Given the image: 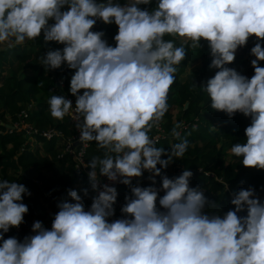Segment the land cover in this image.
<instances>
[{
  "label": "clouds",
  "instance_id": "9594fccd",
  "mask_svg": "<svg viewBox=\"0 0 264 264\" xmlns=\"http://www.w3.org/2000/svg\"><path fill=\"white\" fill-rule=\"evenodd\" d=\"M152 2L0 0V43L21 45L42 36L45 44L63 45L49 49L40 63L48 70L62 65L74 70L69 91L75 107L64 95H52L50 116L62 120L74 111L79 142H95L104 152L85 166L94 193L90 208L85 210L76 190H68L51 228L35 221L23 240L4 236L24 222L28 207L22 201L31 193L23 184L0 179V264H264V201L255 190L235 192L233 208L223 216L206 213L216 204L199 186H189L191 171L162 175L188 149L177 130L182 122L172 128L180 142L170 152L149 136L168 112L186 46L200 48L203 41L209 68L216 71L198 88L212 111L250 119L245 142L230 153L242 158L244 168L264 170V0H155L151 10L139 7ZM98 21L116 26L115 46L103 31H92ZM250 37L256 42L248 78L228 65ZM144 172L150 173L151 186H133V178ZM101 177L131 193L121 218L111 222L118 193ZM81 191L88 196L87 188Z\"/></svg>",
  "mask_w": 264,
  "mask_h": 264
},
{
  "label": "trees",
  "instance_id": "16d2710c",
  "mask_svg": "<svg viewBox=\"0 0 264 264\" xmlns=\"http://www.w3.org/2000/svg\"><path fill=\"white\" fill-rule=\"evenodd\" d=\"M119 2L124 3L125 0ZM139 7L151 10L155 7V0L151 5ZM92 31H103L105 33L103 38L109 45L115 46L113 41L117 32L115 25L106 26L98 21ZM165 39L172 37L166 36ZM255 42V38L250 37L247 45L237 50L235 61L228 67L251 78L253 69L250 61L254 57L249 53ZM176 44L179 46L180 41L177 40ZM62 48L63 45L53 42L45 44L41 36L21 45L14 42L10 45L7 42L5 48L0 50V179L23 184L31 193L30 196H24L22 201L28 207L24 222L19 228L10 229L5 234V239L14 236L18 240H23L25 236L32 234L31 226L35 221L43 222L44 227L50 229L52 219L58 211L57 204L61 200L69 199L67 192L76 190V185L80 187L76 191L81 195L85 210L91 206L94 193L91 191L88 177L86 174H76L74 163L69 155L63 154V146L59 140L56 137L45 139L40 135H33L35 144L39 146L34 150L27 143L29 136L26 129H22L23 126H31L40 133L48 130L60 132L63 137L74 133L73 125L68 118L64 117L62 120L52 118L48 106V100L52 95L75 98L69 91L74 70L68 69L66 65L48 70L40 63L41 56L49 49ZM186 48L187 55L179 65L175 83L168 94V112L163 117L167 137L157 143L156 147L170 152L172 145L180 142L171 135L172 128L182 121L186 122L187 128L180 131L181 139L186 138L189 146L182 158H173L170 161L171 164L162 171V175L168 174L176 167L191 171L193 175L189 186H199L208 200L216 204L215 208L208 206L204 211L223 216L232 210L230 201L233 194L240 189L251 187L264 201V170L244 168L240 164L242 158L230 154V148L234 144L245 142L244 129L250 124V119L239 113L229 119L222 112L212 111L208 96L198 88L214 76L216 71L209 68L211 58L207 44L202 41L200 48L192 49L188 46ZM197 62H200L198 68L189 73L186 79L181 80L187 67ZM14 65L15 69H11ZM260 66H264V62H261ZM194 84L197 87H194ZM185 104H188L186 108ZM174 109H179V112L174 114ZM22 112L27 118H23ZM21 120L24 124L20 126L21 131L18 132L14 127ZM6 125L13 128H6ZM88 143L87 164L93 157L102 158L104 155L103 150H98L95 142ZM230 155L232 159L227 161ZM161 159H167V156H162ZM159 180L160 178L156 177V181ZM85 188L89 190L87 197L81 191ZM123 189L122 187L118 190V198L124 199L129 193L126 190L124 192L126 194H123ZM159 195L162 196L160 193ZM157 206L159 207L158 202ZM120 209L115 208L117 213L112 218H121ZM238 215H246V212Z\"/></svg>",
  "mask_w": 264,
  "mask_h": 264
},
{
  "label": "built area",
  "instance_id": "2783aa9c",
  "mask_svg": "<svg viewBox=\"0 0 264 264\" xmlns=\"http://www.w3.org/2000/svg\"><path fill=\"white\" fill-rule=\"evenodd\" d=\"M57 79L59 80V78H57ZM66 99H69L72 101V106L74 108L75 107V98L66 97ZM22 114H23L24 119L27 118V115L24 112H22ZM65 117L68 118V120L70 121V123L73 125V128H74V133L70 134L67 137H63V135L60 132H54L51 130L40 133V131L33 130V128L31 126H23L22 129H26V133L28 134L29 139H32V141L35 143H36V140H35L33 135H40V136L44 137L45 139H51L53 137H56L59 140V142L61 143V145L63 146V154L64 155L67 154L71 157V159L74 163V169H75L76 174H78V175L86 174L87 175L89 169L86 168L85 166L87 165L86 151L89 148V143L88 142H79V132L75 127L76 121H75L74 111L72 113H70L69 115H66ZM23 124L24 123L21 120V122L19 124L15 125L14 129L16 128L20 132L21 131L20 126H22ZM186 128H187L186 122L182 121V127L179 128L178 131L180 132L181 130H184ZM149 136L156 141V144L159 143L160 141H163L166 139L167 131L165 129V121L163 118L159 122L158 126L153 127L152 131L149 133ZM182 172H183V169L181 167H176L170 177H172V176H173L172 178L177 177L180 174H182ZM143 175L150 176V173L144 172ZM205 175H208V173H205ZM140 178H133V181H132L133 186L137 185V182ZM101 183L102 184L108 183L109 186L116 187L117 192L120 188L127 187V186L121 185L119 183L108 182L105 177H101ZM155 186L157 188H159L160 183L156 184ZM127 190L129 192V196H130L131 195L130 189L127 188ZM160 194L163 195V192H160ZM123 205H124V199L117 197V202L114 205V208H121ZM112 220H115V219L110 218L109 221L111 222Z\"/></svg>",
  "mask_w": 264,
  "mask_h": 264
},
{
  "label": "rangeland",
  "instance_id": "374dc122",
  "mask_svg": "<svg viewBox=\"0 0 264 264\" xmlns=\"http://www.w3.org/2000/svg\"><path fill=\"white\" fill-rule=\"evenodd\" d=\"M6 43V42H5ZM5 43H0V48H3V47H5ZM200 65V62L198 63H196V64H194V65H192V66H190V67H187V69H186V71H185V74L183 75V77L181 78V80H184V79H186V76L189 74V73H191L192 71H194V70H196L197 68H198V66ZM179 112V109H174V111H173V113L174 114H177ZM18 132H19V130H17ZM28 145H30V148L32 149H37V148H39V146L38 145H32L33 144V141H32V139H29L28 140ZM218 147H219V144L217 145ZM231 154V153H230ZM232 158H231V155H230V157H229V159L227 158V161H229V160H231ZM182 168V167H181ZM175 169V168H174ZM174 169H172V172H169L168 174H165V175H167L168 177H170L171 175H172V173H173V171H174ZM183 169V168H182ZM184 171V170H183ZM160 181V180H159ZM159 181L157 182V184L159 183ZM128 188V187H127ZM256 195L257 196H259V198H261V196L258 194V193H256Z\"/></svg>",
  "mask_w": 264,
  "mask_h": 264
},
{
  "label": "crops",
  "instance_id": "0c3cea01",
  "mask_svg": "<svg viewBox=\"0 0 264 264\" xmlns=\"http://www.w3.org/2000/svg\"><path fill=\"white\" fill-rule=\"evenodd\" d=\"M7 43V42H6ZM6 43H5V46H6ZM5 47H3V48H0V50L1 49H4ZM11 69H15V65L11 68ZM3 74H6V72H3ZM35 144V142H33V144L32 145H34ZM36 145V144H35ZM170 172H172V169L170 170ZM137 184L139 185V186H144V187H146V186H149V185H151V181L149 180V176L148 175H143L139 180H138V182H137ZM80 189V187L78 186V185H76V190L78 191ZM126 190H127V187H124V189H123V194H126V193H124V192H126ZM127 195H129V193H127ZM260 195V194H259ZM115 213H117V210H115ZM113 217H115V214H114V216ZM112 218V217H111Z\"/></svg>",
  "mask_w": 264,
  "mask_h": 264
},
{
  "label": "water",
  "instance_id": "95a60500",
  "mask_svg": "<svg viewBox=\"0 0 264 264\" xmlns=\"http://www.w3.org/2000/svg\"><path fill=\"white\" fill-rule=\"evenodd\" d=\"M187 105H188V104H185L184 108H186ZM6 128H9V129L11 128V129H12L13 127H10V126L6 125Z\"/></svg>",
  "mask_w": 264,
  "mask_h": 264
}]
</instances>
